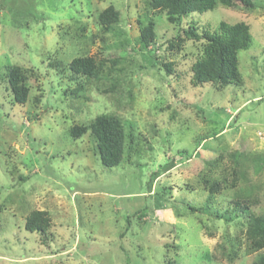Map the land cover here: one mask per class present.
<instances>
[{"label": "rangeland", "instance_id": "obj_1", "mask_svg": "<svg viewBox=\"0 0 264 264\" xmlns=\"http://www.w3.org/2000/svg\"><path fill=\"white\" fill-rule=\"evenodd\" d=\"M253 1V9L219 3L183 22L199 32L250 26L252 47L239 52L243 83L219 91L192 86L200 44L165 58L171 75L155 65L164 49L142 50L150 20L160 45L180 29L148 0H0V264H255L264 255L247 252L246 215L215 218L245 201L264 213V0ZM111 6L121 21L108 29L98 17ZM83 56L102 66L99 79L72 74L71 61ZM8 65L32 72L24 105L2 80ZM103 114L134 131L135 151L117 167L103 165L91 133L70 135ZM241 154L247 175L232 188ZM224 178L210 213H192L209 202L204 182ZM33 210L49 213L46 233L25 230ZM233 245L231 261L224 248Z\"/></svg>", "mask_w": 264, "mask_h": 264}, {"label": "trees", "instance_id": "obj_2", "mask_svg": "<svg viewBox=\"0 0 264 264\" xmlns=\"http://www.w3.org/2000/svg\"><path fill=\"white\" fill-rule=\"evenodd\" d=\"M148 6L151 10H159L167 13L169 23L180 27L179 34L175 39L166 45L157 43V34L155 23L150 20L142 29L139 42L142 50L148 51L155 46L158 49H164L163 59L156 62V66L166 75L172 74L173 61L165 59L170 58L172 53L183 51L184 45L191 41L200 44L201 49L197 54L191 67L192 86L194 88H203L207 86L214 87L215 90H223L228 86L242 85V74L240 72L239 52L248 51L253 44L251 28L244 22L229 24L222 22L213 32L203 31L195 24H190L189 28L183 29L184 20L194 13H206L216 9L218 4L228 8L253 9L255 7L253 0H148ZM121 13L113 6L104 10L98 17L100 25L111 28L119 24ZM84 30V29H83ZM160 49V50H161ZM158 58V57H157ZM161 58V57H160ZM101 67L96 58L83 56L74 58L70 63V71L75 77L90 79H99ZM3 74V81L10 90L14 101L24 105L29 101L31 88L29 85L30 70L21 65H8ZM83 85H78L72 90V97L84 89ZM79 97V96H78ZM133 129L128 134L127 123L117 115L103 114L97 116L87 124H75L70 129V135L74 139H81L88 133H91L96 139L100 159L106 167H117L123 160L126 153L132 154L134 143ZM249 161L247 155L241 154L237 160L232 161L233 183L228 185L234 188L239 179L247 175L246 163ZM255 171L260 173L261 168L255 167ZM228 180L204 182V188L209 193V202L200 208L190 206L192 213L209 214L210 204L216 195H219L227 189ZM142 218V213L138 214ZM247 216V218L245 217ZM216 219L224 220L226 223H234L236 220L246 218V245L247 252H259L264 250V213L255 215L251 213V207L242 202H236V209L233 214L215 215ZM51 220L49 213L42 210H33L26 217L25 230L30 233L44 234L49 230ZM46 244V241L43 242ZM233 245L229 251L224 248L226 256L234 261L239 254V250ZM255 264H264V255H261Z\"/></svg>", "mask_w": 264, "mask_h": 264}, {"label": "built area", "instance_id": "obj_3", "mask_svg": "<svg viewBox=\"0 0 264 264\" xmlns=\"http://www.w3.org/2000/svg\"><path fill=\"white\" fill-rule=\"evenodd\" d=\"M260 135H261V133H260ZM263 143H264V139H263Z\"/></svg>", "mask_w": 264, "mask_h": 264}]
</instances>
